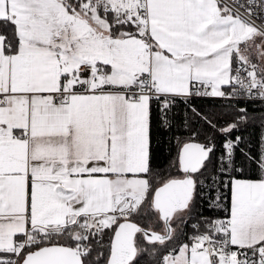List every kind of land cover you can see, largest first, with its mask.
I'll list each match as a JSON object with an SVG mask.
<instances>
[{"label": "snow or ice", "instance_id": "1", "mask_svg": "<svg viewBox=\"0 0 264 264\" xmlns=\"http://www.w3.org/2000/svg\"><path fill=\"white\" fill-rule=\"evenodd\" d=\"M0 264H264V0H0Z\"/></svg>", "mask_w": 264, "mask_h": 264}]
</instances>
